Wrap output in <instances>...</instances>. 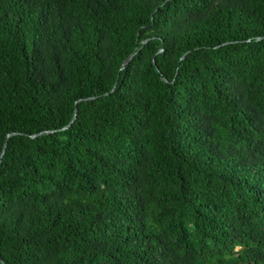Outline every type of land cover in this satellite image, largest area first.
I'll list each match as a JSON object with an SVG mask.
<instances>
[{
    "label": "trees",
    "instance_id": "obj_1",
    "mask_svg": "<svg viewBox=\"0 0 264 264\" xmlns=\"http://www.w3.org/2000/svg\"><path fill=\"white\" fill-rule=\"evenodd\" d=\"M5 141L0 264H264V0H0Z\"/></svg>",
    "mask_w": 264,
    "mask_h": 264
},
{
    "label": "water",
    "instance_id": "obj_2",
    "mask_svg": "<svg viewBox=\"0 0 264 264\" xmlns=\"http://www.w3.org/2000/svg\"><path fill=\"white\" fill-rule=\"evenodd\" d=\"M147 39H145L143 42H145ZM134 55V52H131L125 59H124V62H123V64L124 63H126L132 56ZM113 89V87L111 88V90ZM95 96H89V97H84V98H79V99H77L76 101H82V100H86V99H92V98H94ZM75 116H76V107L74 108V112H73V115H72V117H71V119H70V121L66 124V125H64L63 127H61L60 129H65V128H67V127H69L70 125H71V123L74 121V119H75ZM54 130H41V131H39V132H37V133H33V134H31L30 136L31 137H35V136H37V135H41V134H44V133H49V132H53ZM17 132H9L8 134H7V137H9V136H12V135H14V134H16ZM5 145H6V141L4 142V145H3V148H2V150H1V153H0V157L2 156V154H3V152H4V148H5ZM2 264H4V262L2 261Z\"/></svg>",
    "mask_w": 264,
    "mask_h": 264
}]
</instances>
